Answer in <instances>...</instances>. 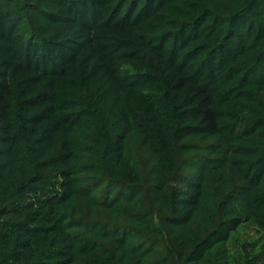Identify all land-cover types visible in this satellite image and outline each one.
I'll return each mask as SVG.
<instances>
[{
	"label": "trees",
	"instance_id": "trees-1",
	"mask_svg": "<svg viewBox=\"0 0 264 264\" xmlns=\"http://www.w3.org/2000/svg\"><path fill=\"white\" fill-rule=\"evenodd\" d=\"M242 226L264 0H0V264H232Z\"/></svg>",
	"mask_w": 264,
	"mask_h": 264
},
{
	"label": "rangeland",
	"instance_id": "rangeland-1",
	"mask_svg": "<svg viewBox=\"0 0 264 264\" xmlns=\"http://www.w3.org/2000/svg\"><path fill=\"white\" fill-rule=\"evenodd\" d=\"M264 246V235L254 227L242 226L231 235L229 249L233 258L232 264H243L246 256L255 257Z\"/></svg>",
	"mask_w": 264,
	"mask_h": 264
}]
</instances>
